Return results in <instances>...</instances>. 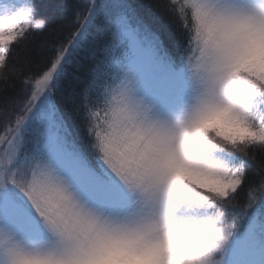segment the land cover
<instances>
[{
    "label": "snow or ice",
    "instance_id": "obj_1",
    "mask_svg": "<svg viewBox=\"0 0 264 264\" xmlns=\"http://www.w3.org/2000/svg\"><path fill=\"white\" fill-rule=\"evenodd\" d=\"M159 8L0 0V264H264V0Z\"/></svg>",
    "mask_w": 264,
    "mask_h": 264
},
{
    "label": "trees",
    "instance_id": "obj_2",
    "mask_svg": "<svg viewBox=\"0 0 264 264\" xmlns=\"http://www.w3.org/2000/svg\"><path fill=\"white\" fill-rule=\"evenodd\" d=\"M137 3H141L147 6H151V10L157 14L160 13L159 5H162L166 0H136ZM259 159V157H258ZM255 167V165H253ZM251 171V170H250Z\"/></svg>",
    "mask_w": 264,
    "mask_h": 264
}]
</instances>
